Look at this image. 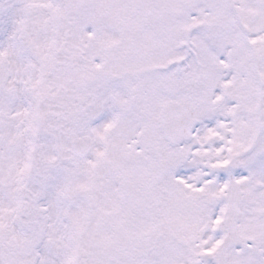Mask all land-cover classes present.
<instances>
[{"label":"rangeland","instance_id":"374dc122","mask_svg":"<svg viewBox=\"0 0 264 264\" xmlns=\"http://www.w3.org/2000/svg\"><path fill=\"white\" fill-rule=\"evenodd\" d=\"M29 1L38 5L34 8L33 15L34 34L38 36L44 32L36 45L34 89L47 99L46 105H40L42 101H36L34 108L39 113L36 122L41 123V130L42 124L45 125L47 135L42 137L41 131L37 132L39 141L36 149L31 156V150L28 152V158L32 160L33 157L34 165L30 163L28 168H20L25 159L24 148L27 147L28 134L36 132L35 120L33 125L31 120L27 129H24L27 125L22 124L21 120L14 121L19 118L26 120L21 99L14 103V111L8 114L4 111L0 130V155L4 158L0 164V264H215L217 248L226 236L222 225L224 218L218 216L225 207L228 208L229 182L225 165L230 156L241 153L250 146L256 131L257 93L253 83L250 53L244 42L241 51L239 42L242 41L238 34L229 36L231 47L226 42L218 41L220 48L226 51L223 59L226 61L228 54H233V62L242 65L241 76L231 84L233 88L235 84L242 87V95L237 97V104H242L239 118L232 116V126L229 124L231 127L227 130H223L222 123L217 125L209 120L213 113L220 114L221 110L217 107L214 111L210 108L214 105V98H217L220 87L215 89V95L211 88L210 97L199 98L201 117L208 115L210 122L208 127L197 133L185 151L177 152L179 158L174 161L172 174L176 179L173 182L167 168L161 169L160 176L157 175L155 160L158 151L161 157L169 155V148L162 144L158 134L159 113L171 97H189L182 93L184 85L179 83L180 73L186 74L187 81L190 82V75L196 76L197 70L201 72V67H197L201 55L209 58L210 62L206 64L208 70L211 64L215 65V54L211 53L212 45L216 42L212 39L214 25L207 27L200 37L206 42L204 51L191 46L193 57L191 55L187 66H184L185 70L174 71L158 79V76L151 75V69H159L162 63H175L174 60L180 57L185 59L188 52L178 45H169L171 40L162 41L158 37L156 21L163 19L160 12L164 14V11L161 8L169 9L168 4L174 0H63L60 4L58 0L56 3L48 0H4L0 5L3 42L4 37L9 35L8 32L13 30L15 38L21 32L19 22L12 23L19 13L26 11L25 5ZM234 1L239 14L243 11L246 17L254 19L255 29L250 38L255 42L264 62V0H256L251 8L246 9L241 6L242 2ZM14 2H17L16 12L9 7ZM178 2L180 6L177 12L172 17L167 16L162 22H173L177 27H196L198 24L212 22L209 15L214 18L217 13L222 15L224 22H230L229 14L222 5L224 0H200L196 3L194 14L183 10L184 0ZM181 16L195 17L181 19ZM112 30L118 35L123 34L121 37L124 41L118 36L115 42L109 41L108 38L113 35ZM159 32L178 35L172 26H160ZM139 36L145 37L140 44H145V52L135 59L131 53L138 49ZM179 38L180 36L177 39ZM158 42L164 44L161 54L158 53ZM19 53L22 57L25 56L23 51ZM125 54L123 58L122 55ZM143 57L146 58V67L134 65L135 61ZM103 60L108 65L107 69L95 71L96 64ZM51 64H56V71H53ZM58 64L63 66L61 70ZM7 65L10 67L7 70L11 83L6 93L18 90L15 78L18 81L25 76L20 61H17V65L10 61ZM43 65L47 66V79L43 74ZM113 68L114 73L111 72ZM63 70L65 77L61 80L58 73ZM103 70V78L113 74L111 76H115L114 78L122 79L129 74L122 86L132 88L130 98L123 88L105 91L108 96L99 98L106 105L105 114L99 118L95 130L91 131L84 125L81 131H76L74 126L78 119L74 116V111L77 103L92 102L94 87L101 83L105 84L104 87L109 85L100 78V74L96 75ZM192 91L195 92V87ZM195 96L194 99L197 100L199 96ZM8 97V94L3 95L1 103L4 104ZM113 101L119 106L118 112L122 113L115 135L118 143L115 144L122 145L112 146L115 159L104 169V176L98 177L100 181L94 188L98 193V200L95 198L92 202V185L97 177L92 174L88 176L87 172L92 171L93 164L100 167V163L102 165L107 160L105 151L114 120V105H111ZM61 105L68 115L69 131L65 143L59 142L57 121ZM78 111L79 107L76 109L77 113ZM11 114L16 118L12 119ZM53 125H56L57 130L50 134ZM140 130H143L144 138L142 141L141 137L136 138L141 144H135L138 146L134 147L131 141ZM82 135H88L96 142V150L84 163V174L89 178L77 173L76 169H80V164L76 166L70 149L71 142ZM123 140L125 141L122 142ZM258 141L259 147L261 144L264 146V131ZM204 143L210 144L207 156L202 146ZM63 144H66V165L62 160ZM262 146L256 150L253 158H245L240 162L241 170L236 175V179L244 186L246 206H243L242 225H239L241 246L229 253V264H264V206L259 209L264 203V198L261 197L264 196V180L254 182L260 192L253 196L256 190H253V178L249 175V171L257 166L254 161L261 160ZM196 162L199 167L194 169ZM202 162H206L205 165ZM206 171L205 176L208 177L204 178ZM155 179L157 181L154 183ZM202 185L205 187L202 188ZM162 190L165 191L164 194L161 193ZM200 190L202 191L195 196L201 195L202 199L209 192L210 198L206 213L199 214L201 218L198 221H202V227H197L194 216L183 212L187 213L190 208L188 200ZM159 196H164L160 205ZM65 198L67 201L72 199L74 204L83 202L84 205L66 208ZM193 200L197 202L196 198ZM88 202L92 206L98 203L99 210L91 214L93 210L91 211V206H87ZM195 207L203 208V205L195 203ZM165 214L174 215V224L166 227V217L161 218ZM208 215L209 218L206 219ZM217 225L221 227L218 232H214ZM64 228L69 232L64 231ZM26 243L30 245L29 248L24 246ZM78 245L81 249L78 248L79 254L77 251L76 256Z\"/></svg>","mask_w":264,"mask_h":264},{"label":"water","instance_id":"95a60500","mask_svg":"<svg viewBox=\"0 0 264 264\" xmlns=\"http://www.w3.org/2000/svg\"><path fill=\"white\" fill-rule=\"evenodd\" d=\"M82 145L83 148L80 146ZM75 151L78 150V153L76 152V156L79 158H83L86 155V152L88 151V147L84 146L82 143H78L74 145ZM237 158L233 159L231 163V171L235 170L236 167ZM232 210L230 211V220L227 224V229L229 231V239L226 240V242L222 245L221 249V256L219 260V264H225V255L227 251L231 248L237 245L236 243V220L238 217V207L241 203L240 200V193L238 191V188L236 186H233V196H232Z\"/></svg>","mask_w":264,"mask_h":264}]
</instances>
